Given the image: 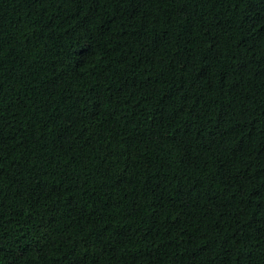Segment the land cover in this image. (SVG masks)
Wrapping results in <instances>:
<instances>
[{
  "label": "trees",
  "instance_id": "16d2710c",
  "mask_svg": "<svg viewBox=\"0 0 264 264\" xmlns=\"http://www.w3.org/2000/svg\"><path fill=\"white\" fill-rule=\"evenodd\" d=\"M0 264H264V0H0Z\"/></svg>",
  "mask_w": 264,
  "mask_h": 264
}]
</instances>
